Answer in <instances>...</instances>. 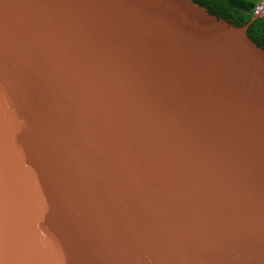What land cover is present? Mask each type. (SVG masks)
I'll list each match as a JSON object with an SVG mask.
<instances>
[{"label": "water", "instance_id": "95a60500", "mask_svg": "<svg viewBox=\"0 0 264 264\" xmlns=\"http://www.w3.org/2000/svg\"><path fill=\"white\" fill-rule=\"evenodd\" d=\"M256 18L0 0V264H264Z\"/></svg>", "mask_w": 264, "mask_h": 264}, {"label": "trees", "instance_id": "16d2710c", "mask_svg": "<svg viewBox=\"0 0 264 264\" xmlns=\"http://www.w3.org/2000/svg\"><path fill=\"white\" fill-rule=\"evenodd\" d=\"M210 13L227 19L236 25L244 24L253 17L252 10L259 0H195ZM248 35L264 48V18H256L248 28Z\"/></svg>", "mask_w": 264, "mask_h": 264}, {"label": "built area", "instance_id": "2783aa9c", "mask_svg": "<svg viewBox=\"0 0 264 264\" xmlns=\"http://www.w3.org/2000/svg\"><path fill=\"white\" fill-rule=\"evenodd\" d=\"M253 16L257 18H264V0H259L252 10Z\"/></svg>", "mask_w": 264, "mask_h": 264}]
</instances>
